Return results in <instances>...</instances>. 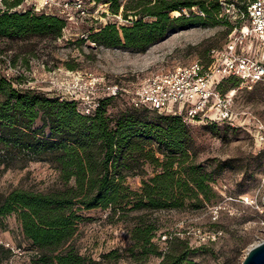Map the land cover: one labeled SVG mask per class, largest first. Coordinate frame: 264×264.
Instances as JSON below:
<instances>
[{
	"label": "trees",
	"instance_id": "obj_1",
	"mask_svg": "<svg viewBox=\"0 0 264 264\" xmlns=\"http://www.w3.org/2000/svg\"><path fill=\"white\" fill-rule=\"evenodd\" d=\"M20 1L5 5L13 8ZM95 1L110 3L113 14H118L122 6L124 19H134L120 27L106 25L89 35V40L100 47L138 53L169 33L215 20L221 10L217 0ZM242 1V5L236 6L244 9ZM173 12L180 15L172 16ZM65 24L64 19L43 13L0 11V40L55 41ZM3 52L0 49V55ZM230 81L239 83L236 78H228L219 89H233L227 86ZM17 82V78L0 75V164L8 166L16 160L24 164L47 162L57 171L59 180L47 191L14 189L0 194V220L16 216L22 239L36 252L34 264H102L81 255L73 243L86 211L109 209L110 214L123 216L142 210H180L189 202L198 209L215 197L210 183L216 174L206 173L202 165L191 159L189 123L179 116L154 112L160 123H150L139 117L126 100L129 110L110 118L107 108L112 102L123 100L119 96L104 97L93 115L86 116L75 100L20 88ZM37 119L42 121L39 129L34 128ZM144 163L158 167L159 171L148 179L141 177L140 186L132 189L126 179L145 174L141 168ZM155 230L144 220L130 230L140 250L135 261L145 264L148 256L154 255L162 257L159 264H193L189 258L197 249H191L187 240L171 237L166 252L158 251L150 243ZM115 252L104 258H117ZM12 254L10 248L0 245V264Z\"/></svg>",
	"mask_w": 264,
	"mask_h": 264
},
{
	"label": "rangeland",
	"instance_id": "obj_2",
	"mask_svg": "<svg viewBox=\"0 0 264 264\" xmlns=\"http://www.w3.org/2000/svg\"><path fill=\"white\" fill-rule=\"evenodd\" d=\"M217 1L221 10L215 20L169 33L145 52L138 53L125 48L100 47L89 40V35L106 25H129L134 17L124 19L122 6L118 14H113L110 3L95 1L92 5L91 0H85L88 10L84 15L73 13L66 19L59 40H0L2 55L12 65L9 67L0 62V74L12 76L11 69L15 67L22 74L23 78L18 81L22 88H33L66 99L71 94L77 100L82 94L87 95L90 87L68 86L87 83L89 78L130 82L131 73L136 71H168L197 59L206 61L207 53L221 47L232 30L228 24L230 5H242L243 2ZM5 2L11 1L0 0V11L6 10ZM191 11L197 12V9L191 8ZM182 13L188 15L187 10ZM177 15L180 13H172V16ZM227 86L236 90L234 108L241 113L239 119L243 128L233 130L223 124L196 122L187 125L191 159L202 165L206 173L216 174L210 183L215 197L198 209L189 202L180 210H142L123 216L112 215L109 209L86 211L83 213L85 221L80 223L73 240L81 255L102 264H141L135 261L134 256L138 257L140 250L130 234L140 220L156 228L150 243L158 251L166 252L171 237L187 240L191 249H197L189 258L193 264H240L250 248L264 241V152L253 123L258 119L264 126V86L247 89L239 87L236 81L228 82ZM80 88L82 94L78 91ZM124 101L126 98L112 102L107 108V116L114 118L129 110ZM136 110V114L146 121L160 123L158 114ZM41 126L42 121L37 119L34 128ZM155 145L153 142L152 146ZM141 168L145 174L126 179L132 189L140 186L141 177L148 179L159 171L150 163H144ZM58 182L57 171L47 162L24 164L22 160H16L8 166L0 164V194L14 189L47 191ZM246 198L248 201L244 202ZM5 244H9L13 254L1 264H34L36 252L22 239L15 215L0 220V245L10 248ZM113 251L119 255L117 258H104ZM161 260L162 257L149 255L145 264H159Z\"/></svg>",
	"mask_w": 264,
	"mask_h": 264
},
{
	"label": "built area",
	"instance_id": "obj_3",
	"mask_svg": "<svg viewBox=\"0 0 264 264\" xmlns=\"http://www.w3.org/2000/svg\"><path fill=\"white\" fill-rule=\"evenodd\" d=\"M91 1L92 5L96 4L95 0ZM244 5V9L230 5L232 11L228 24L232 30L221 47L207 53L206 61L197 59L168 71H140L145 74L143 76L136 71L131 73L130 82L89 78L87 83L77 82L75 86H68L90 87L88 94L83 95L80 88L81 97L75 100L70 94L68 99L75 100L81 114L86 116L93 115L104 97L119 96L126 98L135 109L179 116L184 123H225L231 128H243L239 119L241 113L234 108L236 90L222 92L219 86L228 78L238 79L239 87L247 89L264 86V0H244ZM87 8L85 0H21L15 7L5 9L43 13L66 21L73 13L84 15ZM0 62L12 66L11 61L3 55H0ZM11 72L13 77L0 75L7 79L17 78L18 81L23 78L15 67ZM16 86L22 88L19 82ZM253 123L264 152V126L258 119ZM243 201H248V198ZM5 246L10 247L9 244Z\"/></svg>",
	"mask_w": 264,
	"mask_h": 264
},
{
	"label": "water",
	"instance_id": "obj_4",
	"mask_svg": "<svg viewBox=\"0 0 264 264\" xmlns=\"http://www.w3.org/2000/svg\"><path fill=\"white\" fill-rule=\"evenodd\" d=\"M240 264H264V241L250 248Z\"/></svg>",
	"mask_w": 264,
	"mask_h": 264
}]
</instances>
